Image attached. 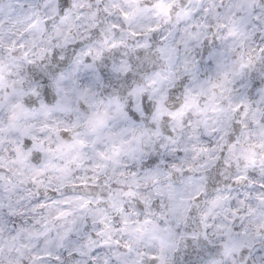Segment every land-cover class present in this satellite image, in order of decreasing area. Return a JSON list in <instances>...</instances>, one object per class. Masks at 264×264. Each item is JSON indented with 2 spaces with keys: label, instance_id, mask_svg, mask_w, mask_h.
Masks as SVG:
<instances>
[{
  "label": "clouds",
  "instance_id": "clouds-1",
  "mask_svg": "<svg viewBox=\"0 0 264 264\" xmlns=\"http://www.w3.org/2000/svg\"><path fill=\"white\" fill-rule=\"evenodd\" d=\"M0 264H264V0H0Z\"/></svg>",
  "mask_w": 264,
  "mask_h": 264
}]
</instances>
